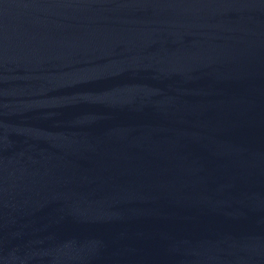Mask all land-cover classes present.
Returning <instances> with one entry per match:
<instances>
[{
    "label": "water",
    "instance_id": "95a60500",
    "mask_svg": "<svg viewBox=\"0 0 264 264\" xmlns=\"http://www.w3.org/2000/svg\"><path fill=\"white\" fill-rule=\"evenodd\" d=\"M0 264H264V0H0Z\"/></svg>",
    "mask_w": 264,
    "mask_h": 264
}]
</instances>
